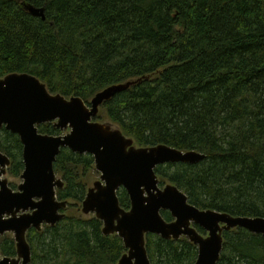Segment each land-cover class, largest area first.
<instances>
[{
    "label": "trees",
    "instance_id": "1",
    "mask_svg": "<svg viewBox=\"0 0 264 264\" xmlns=\"http://www.w3.org/2000/svg\"><path fill=\"white\" fill-rule=\"evenodd\" d=\"M28 4L43 7L46 20ZM19 72L88 104L103 89L133 81L95 119L116 124L138 146L206 154L196 164L159 165L160 185L178 186L200 209L264 217V0H0V77ZM38 128L63 133L54 122ZM0 151L11 159L8 172L20 176L23 144L5 126ZM54 168L65 183L58 199L74 203L56 225L27 232L30 264H117L127 251L123 240L76 211L96 170L93 155L64 147ZM118 196L129 209L126 190ZM162 215L173 220L169 211ZM0 247L3 256H17L11 233L0 235ZM146 247L152 264L198 257L186 237L150 233ZM218 264H264V237L225 231Z\"/></svg>",
    "mask_w": 264,
    "mask_h": 264
},
{
    "label": "water",
    "instance_id": "2",
    "mask_svg": "<svg viewBox=\"0 0 264 264\" xmlns=\"http://www.w3.org/2000/svg\"><path fill=\"white\" fill-rule=\"evenodd\" d=\"M36 17L46 20L45 9L26 5ZM133 81L109 86L86 103L82 97L67 98L52 93L46 83L28 72L0 77V127L19 135L23 144L22 182L13 190L7 178L11 159L0 151V235L12 233L17 256H3L0 264H30L32 248L27 232L43 225L54 226L66 217L68 200H59L57 189L65 183L54 164L61 149L90 153L100 179L88 188L82 212L103 223L104 235H118L127 251L117 264H152L146 235L178 240L186 237L198 246L195 264H218L224 246V232L243 228L264 237V217L233 216L191 204L185 192L167 183L160 186L156 173L167 163L196 164L206 154L182 151L167 144L138 146L119 127L94 120L104 102L129 89ZM55 122L63 135L44 134L38 126ZM112 124V123H111ZM125 189L131 206H121L118 192ZM163 211L173 220L167 221ZM197 227L207 233L204 236Z\"/></svg>",
    "mask_w": 264,
    "mask_h": 264
},
{
    "label": "rangeland",
    "instance_id": "3",
    "mask_svg": "<svg viewBox=\"0 0 264 264\" xmlns=\"http://www.w3.org/2000/svg\"><path fill=\"white\" fill-rule=\"evenodd\" d=\"M94 120H96V119H94ZM97 121V120H96ZM99 122H104V123H108V124H110L112 127H118L116 124H114V123H112L111 124V122L110 121H108L107 119H101ZM65 131V133L67 134V133H69L70 132V128H68L67 130H64ZM8 169L9 168H7V174L4 176L5 178H7L8 179V181H9V185H10V187L13 189V190H17L18 189V185L22 182V179H21V176H15V175H11L9 172H8ZM59 177H61L60 175H58ZM100 179V172H97V170H94V172H92V174H91V179H90V185L89 186H92L93 185V183L94 182H96L97 180H99ZM166 185V184H165ZM160 186H162V185H160ZM164 186V185H163ZM69 203H71L72 205H73V201L72 200H69ZM68 206H69V204H68ZM68 208V207H67ZM66 210V209H65ZM64 210V211H65ZM76 211H77V213L79 214V215H81L82 217H84V218H86V219H88V218H90L91 216H94V215H92V213L91 214H84L83 212H82V203H81V205L79 204L78 205V207L76 208ZM69 212H70V210H68L67 211V215L69 214ZM12 234V233H11ZM204 236H206V234L207 233H202ZM13 235V234H12Z\"/></svg>",
    "mask_w": 264,
    "mask_h": 264
}]
</instances>
